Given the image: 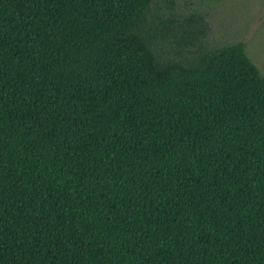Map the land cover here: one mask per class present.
I'll list each match as a JSON object with an SVG mask.
<instances>
[{"label": "trees", "instance_id": "16d2710c", "mask_svg": "<svg viewBox=\"0 0 264 264\" xmlns=\"http://www.w3.org/2000/svg\"><path fill=\"white\" fill-rule=\"evenodd\" d=\"M175 4L0 0V264H264V74Z\"/></svg>", "mask_w": 264, "mask_h": 264}, {"label": "rangeland", "instance_id": "374dc122", "mask_svg": "<svg viewBox=\"0 0 264 264\" xmlns=\"http://www.w3.org/2000/svg\"><path fill=\"white\" fill-rule=\"evenodd\" d=\"M175 1L172 12L181 15L178 20L194 16L212 44L245 43L250 58L264 74V0Z\"/></svg>", "mask_w": 264, "mask_h": 264}]
</instances>
